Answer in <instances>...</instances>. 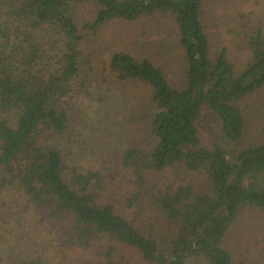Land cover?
<instances>
[{
  "label": "trees",
  "instance_id": "trees-1",
  "mask_svg": "<svg viewBox=\"0 0 264 264\" xmlns=\"http://www.w3.org/2000/svg\"><path fill=\"white\" fill-rule=\"evenodd\" d=\"M224 1L0 0V264L8 237L38 233L29 264L52 263L58 247V264L77 262L69 246L81 247L82 264H246L226 240L250 213L264 251V140L242 144L264 91V0H239L254 7L236 16L232 51L215 52L204 18ZM155 16L177 26L181 86L127 50L107 62L86 54L87 38L108 25ZM110 76L122 92L144 87L153 106L145 138L118 153L107 180L77 160L87 139L76 122L93 80L114 84Z\"/></svg>",
  "mask_w": 264,
  "mask_h": 264
},
{
  "label": "rangeland",
  "instance_id": "rangeland-1",
  "mask_svg": "<svg viewBox=\"0 0 264 264\" xmlns=\"http://www.w3.org/2000/svg\"><path fill=\"white\" fill-rule=\"evenodd\" d=\"M253 7L254 4L229 0L215 3L212 8L206 10L204 19L209 28L215 52L222 50L225 46L230 47L233 38L231 31L237 26L236 16L250 11ZM177 31L174 21L164 16L145 18L134 23L115 22L108 25L98 38L89 36L84 43V50L87 55L91 52H100L99 60L102 62H107L115 50H127L139 58L152 60L164 70L172 82L181 86L186 76L187 66ZM105 46L108 47L107 50ZM230 48L232 51V47ZM236 54H232L233 61L238 63ZM97 79H94L92 83L93 96L89 98L90 105L87 107L82 105L81 108H85L86 113L84 112V116L76 122L77 131L87 139L82 152L77 154V160L79 159V162H83V165L89 168L102 172L104 178L108 180L111 173L117 172L118 153L123 151L130 141L135 139L143 141L145 138L151 127L147 116L150 115L149 108L153 104L148 101L144 87L132 85L131 93H126V91L122 92L123 88L114 82L111 76L110 80L114 84L102 80L96 81ZM128 95L134 96L132 102L128 100L132 104L131 107L125 104ZM143 96L146 100L142 99ZM252 104L253 106L248 109L246 134L242 143L245 146L253 141L264 140V91L255 96ZM210 122L213 124L212 126L210 123V126L214 127L217 119L211 117ZM209 137L211 138L210 134ZM217 143L222 144L224 148L229 147V144L221 140H217ZM162 176L157 183L167 180V175ZM252 215L254 214L250 213L238 221L227 237L226 246L238 261L246 264H264V251L260 250L256 235L252 232ZM20 236L8 237L7 243L3 245L6 264H29L30 256L36 258L39 255L42 236L39 233L29 237L26 234H20ZM58 248L54 251L50 250L52 259L50 264H58L64 260V257L58 253ZM68 249L78 259L77 262L72 261V264L85 263L79 258L84 256L81 247L69 246ZM123 251V254L131 259V253H128L126 249ZM91 259L93 263L96 255ZM95 263L99 264V261ZM136 264H139V261Z\"/></svg>",
  "mask_w": 264,
  "mask_h": 264
}]
</instances>
